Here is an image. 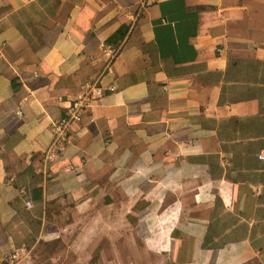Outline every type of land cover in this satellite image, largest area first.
<instances>
[{"label":"crops","instance_id":"crops-1","mask_svg":"<svg viewBox=\"0 0 264 264\" xmlns=\"http://www.w3.org/2000/svg\"><path fill=\"white\" fill-rule=\"evenodd\" d=\"M261 153L264 0H0V260L264 264Z\"/></svg>","mask_w":264,"mask_h":264},{"label":"built area","instance_id":"built-area-1","mask_svg":"<svg viewBox=\"0 0 264 264\" xmlns=\"http://www.w3.org/2000/svg\"><path fill=\"white\" fill-rule=\"evenodd\" d=\"M106 49L108 57L105 61L103 72L104 70L110 69L113 57L117 51V48L110 45H107ZM113 87L114 86H111V88ZM102 93L103 88L100 85L99 80L93 79L85 82L80 92L67 100L65 113L52 123L53 137L49 146L50 148L55 146L58 141L67 138L71 124L78 122L81 119L84 106L92 99L101 96ZM260 156L264 157V153H261ZM0 264H29L28 251L23 250L22 248L13 249L0 260Z\"/></svg>","mask_w":264,"mask_h":264},{"label":"rangeland","instance_id":"rangeland-1","mask_svg":"<svg viewBox=\"0 0 264 264\" xmlns=\"http://www.w3.org/2000/svg\"><path fill=\"white\" fill-rule=\"evenodd\" d=\"M50 242H53V243H51L52 247H56L59 244V242L57 240L50 241ZM129 252H130V255H131L130 261L126 262V261H122V260H114V261H111V260H109L110 259L109 258L110 257L109 256V252H105L104 251L103 253L106 256L105 257L106 259L104 261H102V262L100 260H98V264H138V252L137 251H131V250ZM101 253L102 252H97L98 255L96 257L99 258ZM150 258L153 259L154 258L153 255H151ZM94 259H95V257H92V262L93 263H96L97 261H96V259L95 260Z\"/></svg>","mask_w":264,"mask_h":264},{"label":"trees","instance_id":"trees-1","mask_svg":"<svg viewBox=\"0 0 264 264\" xmlns=\"http://www.w3.org/2000/svg\"><path fill=\"white\" fill-rule=\"evenodd\" d=\"M130 24L129 23H121L117 29L111 33L106 39L105 42L107 44H111L114 48L120 45L119 43L122 42L127 31L129 30ZM36 190H40L39 187L35 188V195H37Z\"/></svg>","mask_w":264,"mask_h":264}]
</instances>
